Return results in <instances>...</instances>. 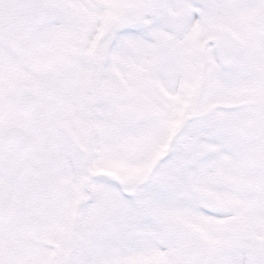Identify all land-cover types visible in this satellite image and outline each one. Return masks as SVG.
I'll list each match as a JSON object with an SVG mask.
<instances>
[{
    "label": "snow or ice",
    "instance_id": "6c2138e0",
    "mask_svg": "<svg viewBox=\"0 0 264 264\" xmlns=\"http://www.w3.org/2000/svg\"><path fill=\"white\" fill-rule=\"evenodd\" d=\"M0 264H264V0H0Z\"/></svg>",
    "mask_w": 264,
    "mask_h": 264
}]
</instances>
